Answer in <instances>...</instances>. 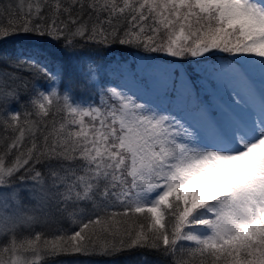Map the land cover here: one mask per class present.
<instances>
[{
	"label": "snow or ice",
	"instance_id": "snow-or-ice-1",
	"mask_svg": "<svg viewBox=\"0 0 264 264\" xmlns=\"http://www.w3.org/2000/svg\"><path fill=\"white\" fill-rule=\"evenodd\" d=\"M0 264H264V0H0Z\"/></svg>",
	"mask_w": 264,
	"mask_h": 264
},
{
	"label": "trees",
	"instance_id": "trees-1",
	"mask_svg": "<svg viewBox=\"0 0 264 264\" xmlns=\"http://www.w3.org/2000/svg\"><path fill=\"white\" fill-rule=\"evenodd\" d=\"M5 2H7V0H5ZM5 22H6V20H5ZM127 56H128V58H129V61H131L132 52H131V51L128 52V53H127ZM72 259H73L72 257H66V258H64L65 261H71Z\"/></svg>",
	"mask_w": 264,
	"mask_h": 264
},
{
	"label": "rangeland",
	"instance_id": "rangeland-1",
	"mask_svg": "<svg viewBox=\"0 0 264 264\" xmlns=\"http://www.w3.org/2000/svg\"><path fill=\"white\" fill-rule=\"evenodd\" d=\"M226 91V90H225Z\"/></svg>",
	"mask_w": 264,
	"mask_h": 264
}]
</instances>
